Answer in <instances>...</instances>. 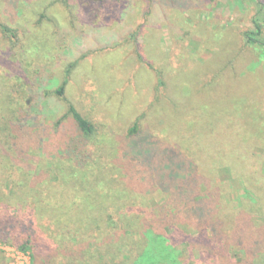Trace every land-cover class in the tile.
I'll return each mask as SVG.
<instances>
[{
	"label": "rangeland",
	"instance_id": "rangeland-1",
	"mask_svg": "<svg viewBox=\"0 0 264 264\" xmlns=\"http://www.w3.org/2000/svg\"><path fill=\"white\" fill-rule=\"evenodd\" d=\"M0 23L15 34L0 28L1 183L36 177L54 186L89 162V182L80 181L89 200L118 210L104 233L81 242L95 256L102 247L118 264H154L146 263L151 256L170 264L153 255L151 242L139 260L138 247L143 227L172 224L183 230L169 238L184 264H264V256L254 259L264 217L246 206L240 174L221 164L247 155L240 148L247 132L239 127L264 131L263 50L245 37L259 24L264 41V0H0ZM68 69L62 99L56 91ZM71 104L94 127L88 142L68 114ZM223 117L236 128L214 127ZM191 128L209 136L199 156L219 162L212 168L188 152ZM172 159L189 171L175 184L167 171ZM258 167L263 177L264 158ZM208 227L218 234L209 237L211 247L185 236ZM0 264L34 263L0 244Z\"/></svg>",
	"mask_w": 264,
	"mask_h": 264
},
{
	"label": "trees",
	"instance_id": "trees-1",
	"mask_svg": "<svg viewBox=\"0 0 264 264\" xmlns=\"http://www.w3.org/2000/svg\"><path fill=\"white\" fill-rule=\"evenodd\" d=\"M0 28L6 34H14V30L7 25L0 23ZM262 36V28L259 24H256V31L245 33L247 44L255 48L257 46L261 47L264 55ZM70 73L71 70L68 69L63 84L56 91V94L62 99H65L66 85ZM237 105L240 106V104ZM68 114L73 117L84 137L82 143L88 142L92 138L94 127L72 104L69 106ZM213 121L214 127H221V131L224 132L236 128L231 127L233 122L229 123L226 117L215 118ZM239 129L242 132H247V138L244 137L245 140L243 139L240 143V148H245L244 154L247 153V155L237 158L235 161H223L221 164L228 165L234 173L240 174L245 185V192L249 195V202L246 203V206L257 209L264 217V176L259 175L258 167V164L264 158V143L261 141V138L264 139V131L254 130V133L250 134L248 127H239ZM191 134L187 141V150L188 147H191L195 151V156L200 160L202 167L212 168L214 164L219 163L200 158L203 147L210 140L209 136L204 132L201 135V132L192 131V128ZM176 140L177 136L173 135L171 141ZM258 148L263 150L262 155L253 154V149ZM188 152L190 151L188 150ZM190 154L193 156V152H190ZM144 156L151 160V154H144ZM189 168L191 172L195 170L192 166H189ZM90 169L94 170L93 164L89 162L86 165L74 167L71 169L70 175L62 174L63 178H58L54 186L48 180L36 179V177H34L35 181L31 180L30 183L28 179H25V182H10L8 186L0 182V244L16 248L27 254L34 264H110L109 259L114 257L109 253V249L104 248L103 250L102 247L97 248L95 246V249H100V252H102L99 257L91 252V248L84 247L81 244V242L90 239L93 232L97 234L104 233L106 221L111 226L115 222V215L118 214V210L114 211L113 214L109 213L89 200L90 193L83 189L82 183L89 182L84 179L88 177ZM184 170L189 174L188 167L182 169L181 165L177 164L175 159H172L171 166L170 164L167 165V171L172 180L170 183L175 184L174 181H177ZM166 174L163 173L162 178H166ZM80 175H83L81 179ZM97 177L101 182H105L103 173H98ZM163 181L169 186L168 179ZM90 183L94 190H100L102 187L100 184L94 185L91 181ZM178 189L179 185L176 183L173 191H179L178 193H180ZM14 193L16 196H13ZM155 214L157 217H162L165 213L155 212ZM166 214L170 216L172 212L167 211ZM143 229L145 230L144 240L146 243L143 241V244L138 247L139 260L147 255L148 251L146 250L149 249V246L147 249L146 245L151 242L153 244H150L152 246L150 250H153V253L155 250L158 251V254H152L159 256L160 261H168L170 264H184L179 260L181 251L174 240L169 238L170 232L183 235V230L178 231V227L172 224H169L163 231L144 227ZM215 231L214 228L208 227L205 230L196 232V234L188 232V235H186L185 233V236L190 240L203 244L205 247H211L214 241L209 240V237L218 235ZM219 242L224 244L222 239ZM212 251L214 252L213 248ZM240 252L244 253L243 251ZM263 256L264 239H258L254 259ZM148 258L147 260L144 258L146 263L147 261L157 263L152 256ZM114 264L118 263L114 261ZM211 264L225 263L213 258ZM255 264L261 263L257 259Z\"/></svg>",
	"mask_w": 264,
	"mask_h": 264
},
{
	"label": "water",
	"instance_id": "water-1",
	"mask_svg": "<svg viewBox=\"0 0 264 264\" xmlns=\"http://www.w3.org/2000/svg\"><path fill=\"white\" fill-rule=\"evenodd\" d=\"M90 1L100 2V1H107V0H90Z\"/></svg>",
	"mask_w": 264,
	"mask_h": 264
}]
</instances>
